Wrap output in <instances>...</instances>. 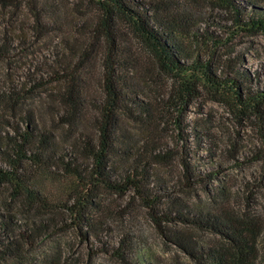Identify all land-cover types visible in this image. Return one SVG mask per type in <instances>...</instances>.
Here are the masks:
<instances>
[{
  "label": "rangeland",
  "instance_id": "1",
  "mask_svg": "<svg viewBox=\"0 0 264 264\" xmlns=\"http://www.w3.org/2000/svg\"><path fill=\"white\" fill-rule=\"evenodd\" d=\"M173 2L195 20L199 34L194 51L212 62L217 75L230 74L228 65L234 63L237 74L251 77L255 91L264 90V32H233L230 16L218 0ZM95 14L88 0H0V90L18 95V101L2 109L4 121L10 123L2 129L3 137L13 136L14 126L24 130V118H33L53 140L56 160L63 154H74L75 142L84 140L85 135L95 137L92 112L82 125L66 123L64 109L56 100L67 83L55 82L63 75L64 66L78 70L86 65L90 72L81 75L82 83L89 84L84 94L102 98L103 71L97 55L102 51L93 34ZM122 30L125 36L119 43L129 66L131 93L153 109L143 121L122 116L119 133L126 137L119 139L131 140L136 149L146 146L157 153L168 152L170 164L157 165L153 177L169 192L164 201L181 197L197 209L219 212L225 208L239 215L250 214L264 227V120L245 116L205 88L197 98L179 96L174 79L161 70L149 50L127 26ZM233 77H237L235 73ZM5 149L0 147L2 152ZM8 159L0 157V165L9 168ZM184 161L203 182L193 186L186 182ZM121 162L118 160L119 165ZM58 174V168L52 167L46 178H41L58 199L53 200L57 206L44 214L16 197L9 186L0 188V215L12 216L10 241L20 255L6 264H126L109 252V248L119 246L125 233V237L148 246L165 264H195L166 241L134 193L103 194V202L112 206L116 219L105 220L97 231L99 236L87 235L85 228L79 230L59 205L77 188L67 181L54 182L50 176ZM219 187L224 188L225 198L217 196ZM195 233L201 241L218 239L209 232ZM130 258L132 264H142L135 256ZM259 264H264V246Z\"/></svg>",
  "mask_w": 264,
  "mask_h": 264
},
{
  "label": "trees",
  "instance_id": "2",
  "mask_svg": "<svg viewBox=\"0 0 264 264\" xmlns=\"http://www.w3.org/2000/svg\"><path fill=\"white\" fill-rule=\"evenodd\" d=\"M160 1L159 4L142 0H88L96 10L93 34L101 44L102 52L97 55L103 71L100 81L103 96L97 99L84 94L89 84L82 83L81 75L90 72L86 65L78 70L64 66L63 75L55 80L67 83L59 91L56 102L64 109L68 125H82L86 115L93 113L95 137L91 139L85 135L84 140L80 138L75 142L74 154H63L56 160L52 156L56 150L53 140L44 135L35 119L29 117L24 118V130L14 126V135L3 137L2 129L10 123L4 121L2 109L10 108L18 101V95H7L0 90V147L6 148L3 152L0 150V157L9 158L5 161L9 168L0 165V188L9 186L16 197L23 198L32 209L44 214L57 206L53 200L58 199L55 191L41 183V178H46L49 168L57 167L60 174L50 176L54 182L67 181L77 188L73 189L74 195L71 194L68 201L59 205L70 214L73 226L79 230L85 228L89 236H99L97 231L101 230L105 220L117 217L112 206L103 202V194L125 196L134 193V198L147 210L166 241L195 264H259L264 246V227L259 221L250 214L239 215L225 208L219 212L212 208L197 209L181 197H169L164 201L169 192L162 184L155 183L153 177L157 165L170 164L168 152L157 153L155 148L146 146L136 149L131 140L119 139L126 137L119 133L122 116L143 121L144 117L151 116L153 109L150 103L131 93L127 75L129 66L119 43L125 36L122 26L131 30L161 70L174 79V91L179 96L197 98L205 88L245 116L264 120V90L255 91L251 77L237 74L234 63L228 65L230 74L217 75L212 62L194 51L193 45L199 34L195 20L181 10L179 3ZM218 1L230 16L235 27L233 32H264V0ZM58 15L60 13L55 16ZM233 73L237 77H233ZM118 160H122L121 165ZM184 162L186 182L192 186L203 182L204 179ZM218 189L217 196L225 198L224 188ZM127 210L129 213V206ZM9 217L0 215V235H4L0 236V264L20 257L10 241L12 216ZM198 230L209 232L218 239L201 241L195 233ZM125 234L119 246L109 248L118 260L132 264L130 256H135L142 264H165L148 246L125 237Z\"/></svg>",
  "mask_w": 264,
  "mask_h": 264
}]
</instances>
